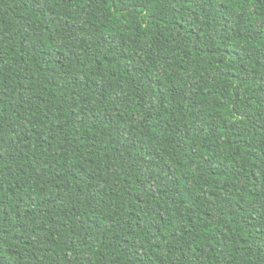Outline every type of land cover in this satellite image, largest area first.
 I'll list each match as a JSON object with an SVG mask.
<instances>
[{"label": "trees", "instance_id": "trees-1", "mask_svg": "<svg viewBox=\"0 0 264 264\" xmlns=\"http://www.w3.org/2000/svg\"><path fill=\"white\" fill-rule=\"evenodd\" d=\"M0 264H264V0H0Z\"/></svg>", "mask_w": 264, "mask_h": 264}]
</instances>
